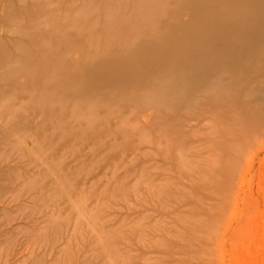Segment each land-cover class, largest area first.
Listing matches in <instances>:
<instances>
[{
	"label": "rangeland",
	"instance_id": "1",
	"mask_svg": "<svg viewBox=\"0 0 264 264\" xmlns=\"http://www.w3.org/2000/svg\"><path fill=\"white\" fill-rule=\"evenodd\" d=\"M212 1L0 0V264H264V0ZM206 7L226 38L163 58Z\"/></svg>",
	"mask_w": 264,
	"mask_h": 264
},
{
	"label": "bare ground",
	"instance_id": "2",
	"mask_svg": "<svg viewBox=\"0 0 264 264\" xmlns=\"http://www.w3.org/2000/svg\"><path fill=\"white\" fill-rule=\"evenodd\" d=\"M192 1V0H191ZM212 1V0H211ZM215 1V0H214ZM223 1V3L224 2H226V0H221V2ZM253 1H255V0H253ZM187 2V1H186ZM213 2V1H212ZM211 2V3H212ZM237 2V1H236ZM240 2H242V1H240ZM239 2V3H240ZM191 3V2H190ZM189 3V4H190ZM193 3V2H192ZM206 3H208V2H206ZM246 3V2H245ZM255 3H256V1H255ZM254 3V4H255ZM259 2H257V4H258ZM210 4V3H209ZM231 4H232V2H231ZM234 4V3H233ZM256 4V5H257ZM261 4H263V3H261ZM199 5V4H198ZM200 5H201V3H200ZM211 5V4H210ZM209 5V6H210ZM222 5V4H221ZM227 5H229V4H227ZM240 5V4H239ZM247 5V4H246ZM207 6H208V4H207ZM255 6V5H254ZM262 6V5H261ZM261 6L259 5V7H260V9H262L261 8ZM199 6H197L196 8H197V11H199L200 9L199 8H201V6L198 8ZM212 7V6H211ZM222 7H225V6H222ZM258 7V6H257ZM258 7V8H259ZM178 8H180V7H178ZM214 8H216V7H214L213 6V9L212 10H214ZM233 8V7H232ZM236 8V7H235ZM241 8H244L243 7V5L241 6ZM247 8V7H246ZM264 8V7H263ZM181 9H182V7H181ZM221 9V8H220ZM245 9V8H244ZM228 10V9H227ZM239 10H241V9H239ZM243 10V9H242ZM241 10V11H242ZM264 10V9H263ZM211 11V10H210ZM215 11V10H214ZM245 11V10H244ZM260 12V10H257V12ZM186 12V11H185ZM188 12V11H187ZM205 12H208V13H206L205 14V16L204 17H202V16H198V17H195V19H192L193 17H191L190 16V18H189V20L186 22V27L183 29V27L182 28H180V30H178L179 28L177 27V29H174L173 27H174V24L172 23H169V25H165L164 27L165 28H172V30H176V31H174V33L175 32H178L177 33V35H175L174 33H172L173 35H174V37L176 38H173V37H171L170 39H172V40H174L175 39V41L177 40V37L176 36H178L179 38H178V40H179V43H178V45L176 46V47H174V49H173V46L175 45V43H174V45L173 46H169L168 47V44H171V43H173L174 41H172L171 43H169V42H167V40L169 39V38H167V40H166V38H165V36L163 37L164 39H163V41H164V44L163 45H165L166 47H165V49H164V47H163V50H164V54H165V56L166 57H163V58H167V56L169 55V52H171V53H173V54H171L172 55V57H171V55H170V59H171V61H170V59L168 60V61H170L171 63H175V62H177V63H179V61L181 60L182 61V59H183V61H184V63H185V60H184V57L186 56V55H192L193 54V52H195L196 50L197 51H199L200 50V46H201V44H202V42L204 41V40H211L212 42H214V40H212V37H215V39H218V40H223L224 38H226V37H224L223 39H222V37L219 35L218 37H217V33H219V31H221V29H225V24H227L226 25V27H229V26H231V25H229L228 26V23H224V17L223 16H219L218 14H220V13H217V15H210V17H209V14L210 13H212L213 11H211V12H209V8L208 7H206V9H205ZM228 12H229V10H228ZM232 12V11H231ZM247 12V11H246ZM261 12H263L262 10H261ZM223 13V12H222ZM227 14V13H226ZM248 14H251V13H248ZM260 15H261V13H259ZM258 14V15H259ZM255 14H253L252 16H254ZM244 16V15H243ZM245 16H246V14H245ZM263 16H264V14H263ZM231 17V16H230ZM233 17V16H232ZM235 17V16H234ZM237 17H238V15H237ZM236 17V18H237ZM211 18V19H210ZM246 20H249L247 17L245 18ZM259 20V19H258ZM257 20V21H258ZM263 20V19H262ZM237 21H239L238 19H237ZM245 21V20H244ZM251 20H249L248 22H250ZM226 22V21H225ZM248 22H246V23H248ZM259 22H260V20H259ZM258 22V24H260L261 25V22L259 23ZM264 22V21H263ZM235 23V22H234ZM237 23V25H238V22H236ZM252 23V22H251ZM255 24V23H254ZM257 24V23H256ZM236 25V24H235ZM199 26L201 27V31H199ZM264 25L262 24V27H263ZM256 27V26H255ZM187 28H189L188 30H187ZM230 28V27H229ZM228 28V29H229ZM248 28V27H247ZM259 28V27H258ZM183 29V30H182ZM198 29V31L200 32V36H199V38L197 39V41L195 42V40H193L192 39V37L194 36V32H195V30H197ZM223 29V30H224ZM228 29L226 30V31H228ZM255 29H257V28H255ZM260 29V28H259ZM222 30V31H223ZM231 30V29H230ZM239 30H240V27H239ZM245 30V29H244ZM251 30V29H250ZM258 30V29H257ZM262 30V29H261ZM232 31V30H231ZM248 31H249V29H248ZM260 31V30H259ZM171 32V31H170ZM169 32V33H170ZM240 32V31H239ZM246 32H247V30H246ZM253 32H254V29H253ZM252 32V36H254V33ZM257 32V31H256ZM231 33V32H230ZM248 34H246L247 36H246V38L248 37V35H249V32H247ZM251 33V32H250ZM259 33H261V31L259 32ZM171 33L170 34H168V35H171V36H173ZM226 33L224 32V35H225ZM239 35H240V33H239ZM236 36V35H235ZM235 36H234V38H235ZM241 37H242V35H240ZM251 36V35H250ZM261 36V35H260ZM195 37V36H194ZM255 37V36H254ZM236 38H238L237 36H236ZM261 38H262V36H261ZM158 39V38H157ZM161 39V41H162V38H160ZM230 39V38H229ZM242 39V38H241ZM248 39V38H247ZM255 39V38H254ZM156 40V39H155ZM220 40V41H221ZM238 40V39H237ZM260 40V39H259ZM258 40V41H259ZM263 40V39H262ZM262 40H260L259 41V43H260V45L262 44L261 43V41ZM162 41V42H163ZM224 41H226V40H224ZM228 41V40H227ZM231 41V40H230ZM229 41V42H230ZM249 41V40H248ZM177 42V41H176ZM212 42H210L211 44H213V45H215L214 43H212ZM222 42V41H221ZM181 43H182V45H181ZM216 43V42H215ZM224 43V42H223ZM232 43V42H231ZM177 44V43H176ZM257 44V43H256ZM250 45H252V44H250ZM259 45V46H260ZM230 46V45H229ZM173 49V51L172 50H170L171 48ZM214 47V46H213ZM237 47V46H236ZM235 47V49H233L234 47L233 46H231V52H232V55H231V57H230V59H229V57H224L225 55H226V52H225V50H220L219 51V53H218V50H216V48H212V49H207V50H205V52H204V50H202L203 51V53H201L200 55H199V59H200V63H201V61L202 60H204V61H208L209 60V58L208 59H206L207 57H209V56H211L212 54H215V56H217L218 55V59L220 60L221 58H223L222 60H220V61H218V64L220 65V64H222L223 65V62H226V63H229L230 64V62H227V61H231L232 60V58H233V60L235 59V63H234V61H233V63L236 65V68L237 69H235L234 67V69H235V71H236V75H237V70L239 69L237 66H243V64H245L247 61H245L246 60V54L244 53V52H242L241 51V49H239V48H236ZM245 47H246V45H245ZM255 47V46H254ZM258 47V46H257ZM170 48V49H169ZM181 48V49H180ZM229 48V47H228ZM177 49V50H176ZM245 49V48H244ZM244 49H242V50H244ZM250 49V48H249ZM162 49H161V51H159V52H161L162 53V51H163ZM174 50H176V51H174ZM229 50V49H228ZM227 50V51H228ZM246 50V49H245ZM244 50V51H245ZM247 50H248V47H247ZM182 53H181V52ZM178 52V53H177ZM180 52V53H179ZM249 52V51H248ZM254 52H256L255 50H254ZM160 53V54H161ZM166 53H168V55H166ZM207 53V54H206ZM218 53V54H217ZM206 54V55H205ZM211 54V55H210ZM219 54L222 56V57H219ZM158 55V54H157ZM159 56V55H158ZM160 56H164L163 54L162 55H160ZM193 57H196L195 55H192ZM169 57V56H168ZM198 57V56H197ZM188 58V57H187ZM192 58V57H191ZM190 58V56H189V59L191 60V62H192V60L193 59H191ZM217 58H216V61L215 60H213V61H215L216 63H217ZM224 58H226L227 59V61H224ZM247 58H249L248 56H247ZM186 59V58H185ZM198 59V58H197ZM197 59H195V60H197ZM225 59V60H226ZM251 59V58H250ZM254 60V59H253ZM180 61V62H181ZM188 61V60H187ZM197 61H199V60H197ZM213 61L212 62H210V63H213ZM222 61V62H221ZM194 62H195V64H194ZM193 63H191L193 66H194V68L196 67L197 68V66H196V61H194ZM232 62V61H231ZM110 64H109V66H107L108 67V69L107 70H104V76H108V75H110V74H112L110 77H108V78H111V77H116L117 76V74H120L121 72H123L124 71V68L123 69H121L122 68V65L121 64H117L116 63V61H114V62H112V61H110L109 62ZM183 63V62H182ZM188 63H189V61H188ZM206 63H208V62H206ZM210 63H208V65L209 66H207V69H208V67L210 68L211 67V65H213V64H211L210 65ZM233 63H231V64H233ZM237 63V64H236ZM249 64H251L250 63V61L248 62ZM140 64V63H139ZM138 64V65H139ZM186 64V63H185ZM190 64V63H189ZM203 64V63H202ZM205 64V63H204ZM218 64H217V66H218ZM233 64V65H234ZM246 65V66H248V68H249V66L250 65ZM182 64H180V66H181ZM184 65V64H183ZM221 65V66H222ZM234 65V66H235ZM220 66V67H221ZM226 67H227V64L225 65ZM225 66H223L224 67V69H223V71L225 70ZM245 65H244V68L246 67ZM182 67V66H181ZM206 64L203 66H201V68H200V66H198V71L199 72H196L197 70L195 69V73L197 74H200V71L202 70H204L205 69V71H206ZM222 67V68H223ZM232 66L231 65H228V69L229 68H231ZM134 68V67H133ZM194 68L192 69V70H194ZM214 68V67H213ZM221 68V69H222ZM242 68V67H241ZM241 68H240V72H243V75H245L244 74V70H246V68L245 69H243L242 68V70H241ZM137 69H138V67H137ZM216 69V68H215ZM215 69H213L214 71H215ZM228 69H227V71H228ZM232 69V68H231ZM121 70V71H120ZM131 70H132V67H131ZM212 70V68H211V71H213ZM217 70V69H216ZM248 70V69H247ZM201 71V72H202ZM208 71V70H207ZM229 71H230V69H229ZM239 71V70H238ZM97 72V71H96ZM204 72V71H203ZM217 72V71H216ZM240 72H238L239 73V75L240 76H236L234 73H232V74H234L237 78H239V80L240 79H242V77L241 76H243L242 75V73H240ZM192 73H193V71H192ZM191 73V75H195L194 73L192 74ZM207 73V72H206ZM230 73H231V71H230ZM98 74H102L100 71H98L97 73H96V75H98ZM198 74H197V76H198ZM202 74V73H201ZM221 74V73H220ZM212 75V74H211ZM234 75H232V76H234ZM196 76V75H195ZM234 76V77H235ZM78 76H74L72 79H76ZM244 77V76H243ZM191 78H196V77H191ZM233 78V77H232ZM234 79V78H233ZM236 79V78H235ZM234 79V80H235ZM244 79V78H243ZM233 80V81H234ZM194 81V79L192 80V82ZM237 81H238V79H237ZM241 81V80H240ZM235 82V81H234ZM222 83V82H221ZM213 84V83H212ZM211 84V85H212ZM210 85V84H209ZM210 85V86H211ZM213 85H215L213 88L216 90V89H218V91H221V90H219V88H221V86L223 85V83L221 84V86L220 85H218L217 83L216 84H213ZM212 85V86H213ZM205 87H206V85H204ZM211 86V87H212ZM245 86V85H244ZM243 86V88H246V87H244ZM202 87H203V85H202ZM213 88H211V90L213 89ZM222 88H225V85H224V87L222 86ZM242 88V89H243ZM63 89V91L64 92H66V88L65 87H63L62 88ZM213 89V90H214ZM242 89H241V92H246V90L245 89H243L244 91H242ZM207 90H209V86H208V88H207ZM212 90V91H213ZM214 90V91H215ZM215 92H217V90L215 91ZM239 92H240V90H239ZM238 92V93H239ZM216 94V93H215ZM220 94V93H219ZM237 94V93H236ZM211 95V94H210ZM213 95V94H212ZM232 95V94H231ZM240 95H241V93H240ZM247 94L245 93V96H246ZM230 96V95H229ZM228 96V97H229ZM236 96V98L238 97V95H235ZM227 97V96H226ZM231 97V96H230ZM240 98H242L241 96H239ZM239 97L237 98V100L239 99ZM214 99H216V96H214L213 97ZM213 98H211V102L213 103L214 102V99ZM236 98H234V99H236ZM227 99H229V98H227ZM232 99H233V95H232ZM231 99V100H232ZM243 99V98H242ZM231 100H228V101H230V103H232V101ZM235 101V100H234ZM243 101V100H242ZM239 103V102H238ZM241 103H243V102H241ZM240 103V105L239 106H237V107H240V106H242V109L241 108H239V109H241V110H244L243 108V106H245L244 104L242 105ZM233 104V103H232ZM235 104H237V103H235L234 102V104L233 105H235ZM231 105V104H230ZM230 105H228L229 107H230ZM231 108V107H230ZM232 109H234V108H232ZM236 111H238L237 109H236ZM240 111V110H239ZM241 112V111H240ZM235 113H237V112H235ZM239 114H241V113H239ZM238 115V114H237ZM249 115V114H248ZM232 116V115H231ZM241 116V115H240ZM240 116H239V118H240ZM250 116V115H249ZM234 117V116H233ZM235 117H236V114H235ZM254 117V116H253ZM225 118V117H224ZM243 118V117H242ZM242 118H241V121L239 120H237V117H236V119L235 118H233V119H235L236 120V122H235V120H234V123H232V124H234L233 126H234V131H233V134H234V136H236V137H238L240 140H241V144L243 143V144H245V140H246V137L245 136H247L246 135V133H243V131H242V128H241V126H242ZM248 118V117H247ZM230 119H232V117H230ZM244 119V118H243ZM250 119H252V117L251 118H249V120ZM259 119H263V121L262 122H264V118H259ZM249 120H247V121H249ZM255 120V119H254ZM230 121V120H229ZM238 121V122H237ZM245 121V120H244ZM251 121V120H250ZM252 121H253V119H252ZM252 121H251V123L250 122H247V124H246V122H243L244 123V125H245V129H246V127L247 128H251L253 125H255L256 124V122H254L255 124H253L252 123ZM259 121V120H258ZM261 121V120H260ZM216 122V121H215ZM217 127H218V125H216ZM243 127V126H242ZM257 127V126H256ZM233 128V127H232ZM231 128V129H232ZM255 128V127H254ZM219 129H220V127H219ZM251 129H253V127L251 128ZM255 130V129H254ZM245 132H246V130H245ZM255 132V131H254ZM221 133H223V134H225V135H227L228 136V134H229V136H230V133L231 132H226V130L224 129V128H222L221 129ZM248 133V132H247ZM250 133H251V130H250ZM253 133V132H252ZM251 133V134H252ZM243 134H245L244 135V137H243ZM250 135V134H249ZM233 136V137H234ZM248 137V136H247ZM251 137V136H250ZM229 138V137H228ZM224 144V143H223ZM226 151V152H225ZM221 152L224 154V156L223 157H225V154H226V157L228 156V154H230V155H232V157H231V161H229V160H227L226 158H225V162L223 163V168L221 169V173H222V176H223V178H225V179H228L229 181H231V177H232V171H233V169H235L234 168V161H235V156H237L238 154V151L237 150H233V149H231V150H229L227 147L226 148H222V150H221ZM228 153V154H227ZM234 154H235V156H234ZM234 157V158H233ZM248 163H250L249 161H248ZM250 165L248 164L247 165V168H245V169H248V167H249ZM244 180V179H243ZM239 184H241V183H239ZM223 189H221V191H222Z\"/></svg>",
	"mask_w": 264,
	"mask_h": 264
}]
</instances>
